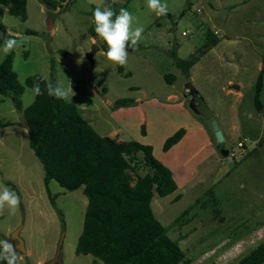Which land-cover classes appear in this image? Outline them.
I'll use <instances>...</instances> for the list:
<instances>
[{
    "label": "rangeland",
    "instance_id": "obj_1",
    "mask_svg": "<svg viewBox=\"0 0 264 264\" xmlns=\"http://www.w3.org/2000/svg\"><path fill=\"white\" fill-rule=\"evenodd\" d=\"M162 3L168 13L159 16L148 9L147 0H70L56 9L28 0L25 22L3 8L0 28L14 38L28 37L10 53L25 88L22 111L11 95H0V185L21 198L14 215H0V239L17 245L12 235L20 230L26 250H18L22 264H51L58 253L55 264L95 260L76 254L88 207L83 188L68 191L50 182L63 223L48 197L28 131L19 125L36 99L26 90V80L34 75L61 86L70 80L76 93L72 104L101 136L150 146L154 158L173 172L178 190L165 198L155 193L152 209L192 264H237L264 241V0ZM106 5L117 14L126 8L134 16L133 28H144L123 67L107 60L106 43L90 33L93 10ZM209 33L217 45L209 43ZM95 45L100 51L91 61L88 54ZM201 51L206 54L189 76L172 56L185 61ZM7 56L0 52V64ZM170 74L176 77L173 84L165 79ZM237 77L239 90L233 88ZM188 83L213 112L223 145L210 121L191 109ZM122 101L136 105L123 107ZM181 129L184 138L165 151L167 139ZM239 144L247 153L243 160L221 153L222 146L235 150Z\"/></svg>",
    "mask_w": 264,
    "mask_h": 264
},
{
    "label": "trees",
    "instance_id": "obj_2",
    "mask_svg": "<svg viewBox=\"0 0 264 264\" xmlns=\"http://www.w3.org/2000/svg\"><path fill=\"white\" fill-rule=\"evenodd\" d=\"M40 1L56 9L60 2L70 0ZM27 2L0 0V20L5 8L11 16L25 22ZM90 33L93 38L97 36L93 28ZM33 34L36 33H27ZM3 42L0 39V46ZM209 43L217 45L219 40L209 33ZM205 54L201 51L185 61L175 53L172 56L176 66L189 76ZM165 79L173 84L176 77L170 74ZM34 81H40L42 89L48 82L34 75L26 80V86L30 88ZM50 81L56 85L53 79ZM262 90L261 75L256 85L258 106ZM24 92L14 70L13 54H9L0 64V95H11L16 109L22 111ZM23 117L29 125L30 147L45 172L48 197L62 222L63 213L49 189L52 180L68 191L83 188L88 198L84 228L76 249L78 256L90 255L94 264H192L153 212L155 193L161 198L168 197L178 190V185L173 172L154 158L152 147L101 136L74 104L48 96L46 91L23 111ZM185 134V129H181L168 138L164 150L172 149ZM237 264H264V241Z\"/></svg>",
    "mask_w": 264,
    "mask_h": 264
},
{
    "label": "clouds",
    "instance_id": "obj_3",
    "mask_svg": "<svg viewBox=\"0 0 264 264\" xmlns=\"http://www.w3.org/2000/svg\"><path fill=\"white\" fill-rule=\"evenodd\" d=\"M147 7L156 15L163 16L168 13V6L162 0H147ZM94 31L96 35L106 43L105 56L109 62L118 66H125L128 62L129 48L135 49L142 39L144 28H133L134 16L126 8H120L119 12L111 5L97 6L93 10ZM4 43L0 46V52L5 56L10 54L18 46V41L9 36H3ZM32 94L33 99L47 92L48 96L58 100L72 103L76 95L71 81L66 86L54 85L51 81L41 87L40 81H34L30 88L26 89ZM21 203L20 196L6 185H0V215L6 211L14 215ZM0 262L2 264H22V257L18 253V245L8 239H0Z\"/></svg>",
    "mask_w": 264,
    "mask_h": 264
},
{
    "label": "water",
    "instance_id": "obj_4",
    "mask_svg": "<svg viewBox=\"0 0 264 264\" xmlns=\"http://www.w3.org/2000/svg\"><path fill=\"white\" fill-rule=\"evenodd\" d=\"M3 36H8L1 28H0V38H2ZM28 37H25L23 39H18L15 38L18 42L21 40H25ZM100 51V48L98 47V45H95L92 49V51L88 54V59L89 60H93L94 55ZM238 80L239 77H237L235 79L233 88L235 90H239V86H238ZM187 90L189 91V95L191 97V102H190V107L191 109L197 114L200 115L202 117H204L206 120L210 121L211 126L213 128V131L215 132V136L217 138V141L219 144H224L225 142V136L220 128L219 123L217 122V120L214 117L213 112L208 108L207 103L205 101V99L200 95V93L198 92V90L192 85V83H188L186 86ZM135 103H130V104H122L121 106L123 107H131V106H135ZM20 127L24 128L25 130H28V123L26 122V120L24 119V117H21V122H20ZM221 153L223 154V156L228 157L229 156V150L225 147L222 146V150ZM12 239L18 241V250L21 251L22 253H26L25 247H24V241L22 240V238L20 237V230H16L13 235H12ZM59 254H57V256L55 257V259L53 260V262H51V264H55L56 261H58L59 259Z\"/></svg>",
    "mask_w": 264,
    "mask_h": 264
},
{
    "label": "built area",
    "instance_id": "obj_5",
    "mask_svg": "<svg viewBox=\"0 0 264 264\" xmlns=\"http://www.w3.org/2000/svg\"><path fill=\"white\" fill-rule=\"evenodd\" d=\"M229 155H231L234 158H237L238 161H241V160H243L245 158L247 153L243 149V144H239V146L235 150H229Z\"/></svg>",
    "mask_w": 264,
    "mask_h": 264
},
{
    "label": "crops",
    "instance_id": "obj_6",
    "mask_svg": "<svg viewBox=\"0 0 264 264\" xmlns=\"http://www.w3.org/2000/svg\"><path fill=\"white\" fill-rule=\"evenodd\" d=\"M93 41H95V40H93ZM172 96H170L169 98H171ZM186 135V134H185Z\"/></svg>",
    "mask_w": 264,
    "mask_h": 264
}]
</instances>
